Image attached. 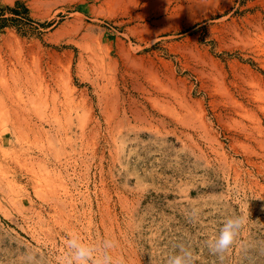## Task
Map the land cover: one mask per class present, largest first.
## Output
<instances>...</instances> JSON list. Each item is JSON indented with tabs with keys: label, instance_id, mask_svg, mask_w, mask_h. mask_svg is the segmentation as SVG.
<instances>
[{
	"label": "rangeland",
	"instance_id": "1",
	"mask_svg": "<svg viewBox=\"0 0 264 264\" xmlns=\"http://www.w3.org/2000/svg\"><path fill=\"white\" fill-rule=\"evenodd\" d=\"M72 234L264 264V0H0V264Z\"/></svg>",
	"mask_w": 264,
	"mask_h": 264
},
{
	"label": "clouds",
	"instance_id": "2",
	"mask_svg": "<svg viewBox=\"0 0 264 264\" xmlns=\"http://www.w3.org/2000/svg\"><path fill=\"white\" fill-rule=\"evenodd\" d=\"M243 220V217L229 218L220 230L218 238L208 242L210 250L218 254L228 251L238 235ZM116 244L117 242L111 239H105L99 245L88 244L78 235L72 234L66 241L68 251L65 264H113L110 253ZM187 255V253L177 255L169 261V264H186ZM22 259L23 264H38L34 253H26Z\"/></svg>",
	"mask_w": 264,
	"mask_h": 264
}]
</instances>
